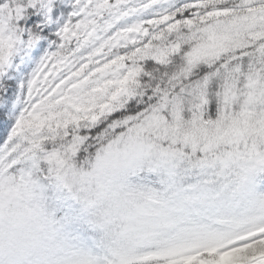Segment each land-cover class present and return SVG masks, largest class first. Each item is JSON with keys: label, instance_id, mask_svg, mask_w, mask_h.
<instances>
[{"label": "snow or ice", "instance_id": "obj_1", "mask_svg": "<svg viewBox=\"0 0 264 264\" xmlns=\"http://www.w3.org/2000/svg\"><path fill=\"white\" fill-rule=\"evenodd\" d=\"M0 264H264V0H0Z\"/></svg>", "mask_w": 264, "mask_h": 264}]
</instances>
